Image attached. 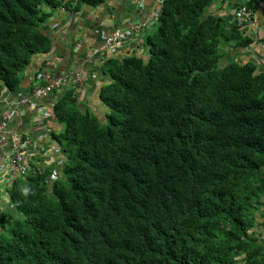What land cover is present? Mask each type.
I'll return each instance as SVG.
<instances>
[{
    "label": "trees",
    "instance_id": "trees-1",
    "mask_svg": "<svg viewBox=\"0 0 264 264\" xmlns=\"http://www.w3.org/2000/svg\"><path fill=\"white\" fill-rule=\"evenodd\" d=\"M103 2L0 0L1 83L20 89L51 50V10ZM213 4L164 0L148 59L106 60L105 120L57 91L58 173L41 157L8 189L0 264H264V72L240 54L221 64L252 42Z\"/></svg>",
    "mask_w": 264,
    "mask_h": 264
},
{
    "label": "crops",
    "instance_id": "crops-1",
    "mask_svg": "<svg viewBox=\"0 0 264 264\" xmlns=\"http://www.w3.org/2000/svg\"><path fill=\"white\" fill-rule=\"evenodd\" d=\"M157 5L158 0H143L142 4H139L137 0H105L99 6H82L80 10H51L46 26L53 39V47L47 53L33 56L24 73L20 90L28 92L44 61L55 58L54 61L63 70L68 72L77 69L82 70V85L80 88L74 87L75 84H72V82L69 83V87L74 88V93L78 98V106L82 111H92L100 120H105L109 108L101 101L99 92L102 86L111 82V78L104 70L105 63H96L93 58L90 60L91 49L101 44L106 34L127 27L131 21L144 24L145 28L141 30L140 35L146 37L156 24L152 18V13L156 10ZM209 11L214 12V7H210ZM55 12H59L61 15L58 18H53L52 14ZM260 20L264 25V14L261 15ZM135 41V39H131L114 51L108 50L106 52L107 57L122 58L137 52L148 59V49L139 47ZM236 54H240L239 57L244 55L246 59H252V55H254L257 72H264V49L262 47L251 46L246 50L228 51L226 57L229 59L233 55L236 56ZM44 100L51 104L54 97L49 95ZM31 125L30 115H27L21 121L14 123L13 126L16 130L25 132L32 129ZM48 126L50 127L49 133L41 140V143L46 144V146L53 144V139L50 136L52 131L61 129V125L54 118L51 119ZM53 155L54 161L60 159L59 154ZM53 155L49 157L53 158ZM7 195L5 184L0 179V211L5 208L10 209Z\"/></svg>",
    "mask_w": 264,
    "mask_h": 264
},
{
    "label": "built area",
    "instance_id": "built-area-1",
    "mask_svg": "<svg viewBox=\"0 0 264 264\" xmlns=\"http://www.w3.org/2000/svg\"><path fill=\"white\" fill-rule=\"evenodd\" d=\"M212 1V7L230 21L237 22L242 27L254 25V11L248 6L250 0ZM137 2L142 4L143 0ZM163 3L164 0H158L157 8L152 13L154 20L159 18ZM143 28L142 23L130 22L126 29H117L107 34L103 43L93 49L90 60L95 57L102 62L108 50L114 51L121 43L136 38ZM138 42L142 44L144 37L140 36ZM71 82L75 84L74 87L80 88L82 70L68 72L50 59L41 65L28 92L20 89L10 91L0 81V179L5 184L6 191L12 187L18 176L31 174L34 165L38 166V158H49L53 154V144L46 146L41 143L43 137L49 133L48 124L52 119L43 102L49 95H56L59 89L70 86ZM27 115H30L32 129L25 132L16 130L14 123Z\"/></svg>",
    "mask_w": 264,
    "mask_h": 264
},
{
    "label": "clouds",
    "instance_id": "clouds-1",
    "mask_svg": "<svg viewBox=\"0 0 264 264\" xmlns=\"http://www.w3.org/2000/svg\"><path fill=\"white\" fill-rule=\"evenodd\" d=\"M250 2V1H249ZM264 2V0H262L258 5H256V8L255 7H253L252 5H249L248 4V6L254 11V16H253V18H254V20H255V23H254V25H250V26H246V27H242V26H240L237 22H234V21H230V19L227 17L226 19L228 20V23L230 24V25H237L238 27H240L241 28V31H243V33H244V35L248 38V39H251V42H252V44H250V45H244V46H242V45H240L239 47H233L232 49L230 48V47H228L227 49H228V51H230V52H232L233 50H236V49H238V50H241V49H244V50H246V49H249V47H262L263 49H264V25H262V23H261V20H260V17H261V15H263L264 14V4H262ZM212 7V6H211ZM60 9H63V10H65L66 11V9H64V8H60ZM213 12V11H212ZM216 14H218V15H223V14H221L220 12H218L217 10H215L214 11ZM225 16V15H224ZM155 21V23L157 22V19H155L154 20ZM131 22H133V21H131ZM234 22V23H233ZM136 23H139V22H136ZM128 27V26H127ZM127 27H125V28H122V29H119V30H123V29H126ZM117 30V29H116ZM142 30V29H141ZM114 31V30H113ZM112 32V31H111ZM111 32H109V33H111ZM108 33V34H109ZM140 33H141V31H140ZM139 33V34H140ZM107 35V34H106ZM140 36L141 35H139V36H135L136 38H134L136 41V43H137V45L139 46V47H145V48H147L148 49V47L145 45V39H146V37H144V35H142L143 37H144V42H142V44H140L139 42H138V38H140ZM147 36V35H146ZM104 40V39H103ZM131 40V39H130ZM127 41H129V40H127ZM126 41V42H127ZM103 43V42H102ZM101 43V44H102ZM124 43V42H123ZM123 43H121L120 44V46L123 44ZM101 44H99V45H97V47L98 46H100ZM96 46H94L92 49H91V54H92V51H93V49L95 48ZM118 48V47H117ZM134 53H136V54H139V53H137V52H134ZM134 53H131V54H134ZM90 54V55H91ZM131 54H129V55H131ZM139 55H141V53L139 54ZM128 56V55H127ZM125 57V56H124ZM124 57H122V58H124ZM95 61H96V63L98 62L99 64H104V63H106V60L108 59V57H107V54H106V56L104 57V59H103V61L102 62H99V61H97V59L95 58V57H92ZM240 59H246L245 58V56L244 55H242L241 57H240ZM248 60V59H247ZM251 60H253L254 62H255V60H254V55H252V59ZM256 63V62H255ZM61 89H59L58 91H60ZM58 93H60V92H58ZM53 97H55V95H53ZM52 117V116H51ZM53 118V117H52ZM58 162H59V159L57 160ZM114 247H116L117 246V244L116 245H113ZM132 246V244L130 245V246H128V247H126V248H124L123 250H122V252H121V256H120V258L121 259H123L125 256H126V254L128 253V250H129V248Z\"/></svg>",
    "mask_w": 264,
    "mask_h": 264
},
{
    "label": "rangeland",
    "instance_id": "rangeland-1",
    "mask_svg": "<svg viewBox=\"0 0 264 264\" xmlns=\"http://www.w3.org/2000/svg\"><path fill=\"white\" fill-rule=\"evenodd\" d=\"M60 15H61V14H60L59 12H55V13L52 14L53 18H54V17H57V18H58ZM154 26H157V25L154 24ZM154 26H153V28H154ZM236 55H237V54H236ZM233 56H235V55H233ZM227 62H228V57L223 58V59L221 60V64H222V65H226ZM106 69H107V71H108V67H107ZM43 104L46 106L47 110L49 109L48 107L51 105V104H48L45 100H44ZM60 128H62V126H61ZM53 164H54V166L56 167V171H57V173H58L59 166H58L57 161H55V163H53ZM1 189H2V187H1ZM4 206H5V205H4ZM258 231H260V229H258Z\"/></svg>",
    "mask_w": 264,
    "mask_h": 264
}]
</instances>
